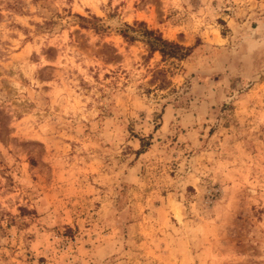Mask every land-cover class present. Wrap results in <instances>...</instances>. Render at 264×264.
<instances>
[{
    "label": "rangeland",
    "instance_id": "rangeland-1",
    "mask_svg": "<svg viewBox=\"0 0 264 264\" xmlns=\"http://www.w3.org/2000/svg\"><path fill=\"white\" fill-rule=\"evenodd\" d=\"M0 264H264V0H0Z\"/></svg>",
    "mask_w": 264,
    "mask_h": 264
},
{
    "label": "trees",
    "instance_id": "trees-1",
    "mask_svg": "<svg viewBox=\"0 0 264 264\" xmlns=\"http://www.w3.org/2000/svg\"><path fill=\"white\" fill-rule=\"evenodd\" d=\"M143 33L147 34V43L153 50H159L165 57H185L190 50L177 42L163 38L161 33L145 28Z\"/></svg>",
    "mask_w": 264,
    "mask_h": 264
}]
</instances>
